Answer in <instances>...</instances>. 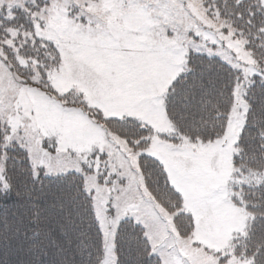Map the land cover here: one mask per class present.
Instances as JSON below:
<instances>
[{
    "label": "snow or ice",
    "instance_id": "obj_1",
    "mask_svg": "<svg viewBox=\"0 0 264 264\" xmlns=\"http://www.w3.org/2000/svg\"><path fill=\"white\" fill-rule=\"evenodd\" d=\"M0 264H264V0H0Z\"/></svg>",
    "mask_w": 264,
    "mask_h": 264
},
{
    "label": "trees",
    "instance_id": "obj_2",
    "mask_svg": "<svg viewBox=\"0 0 264 264\" xmlns=\"http://www.w3.org/2000/svg\"><path fill=\"white\" fill-rule=\"evenodd\" d=\"M172 200L176 201V203L179 204V201L176 199V197H175L174 195L172 196ZM169 211H172V209L169 208ZM187 223H188L187 219L182 217V218L178 221L177 226L183 227V226H185Z\"/></svg>",
    "mask_w": 264,
    "mask_h": 264
},
{
    "label": "rangeland",
    "instance_id": "obj_3",
    "mask_svg": "<svg viewBox=\"0 0 264 264\" xmlns=\"http://www.w3.org/2000/svg\"><path fill=\"white\" fill-rule=\"evenodd\" d=\"M161 215H166V213H161ZM169 226L171 227V217H168Z\"/></svg>",
    "mask_w": 264,
    "mask_h": 264
}]
</instances>
